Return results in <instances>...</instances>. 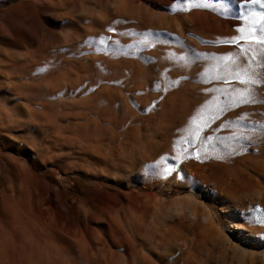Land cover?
Wrapping results in <instances>:
<instances>
[{"label":"rangeland","instance_id":"374dc122","mask_svg":"<svg viewBox=\"0 0 264 264\" xmlns=\"http://www.w3.org/2000/svg\"><path fill=\"white\" fill-rule=\"evenodd\" d=\"M249 9L0 0V264H264V63L233 107L209 55Z\"/></svg>","mask_w":264,"mask_h":264},{"label":"snow or ice","instance_id":"6c2138e0","mask_svg":"<svg viewBox=\"0 0 264 264\" xmlns=\"http://www.w3.org/2000/svg\"><path fill=\"white\" fill-rule=\"evenodd\" d=\"M241 5H260L264 8V0H239ZM264 13H255L249 9L248 15H241L239 19L244 20L243 26L236 27V35L220 37L213 43H222L234 46V51L223 54H209L215 57L219 62H223V72L215 78L223 80L228 87L224 90L223 99L230 106H239L240 104L254 102L252 99V86L258 84L259 75L257 69L264 63V23H261V17ZM111 31V29H110ZM203 55V54H201ZM229 80L236 81L240 87L229 84ZM208 121L204 120L203 126L207 127ZM203 127L197 126L191 137L186 138V142L195 144L200 140ZM244 139H250L245 135ZM207 139H211L208 137ZM204 146L205 141H200ZM176 160V157L161 156L153 165L147 167L157 170L156 174L170 175L175 171L174 164L168 163L169 160ZM242 218L247 222L264 223V217L256 216L253 219L251 210L248 213H242Z\"/></svg>","mask_w":264,"mask_h":264},{"label":"bare ground","instance_id":"6f19581e","mask_svg":"<svg viewBox=\"0 0 264 264\" xmlns=\"http://www.w3.org/2000/svg\"><path fill=\"white\" fill-rule=\"evenodd\" d=\"M52 5H53V7H54V5H56V4H53V3H52ZM50 6H51V5H50ZM44 7H47V6H44ZM48 7H49V5H48ZM51 7H52V6H51ZM51 7H50V8H51ZM40 8H41V7H40ZM42 9H43V8H42ZM42 9H41V10H42ZM46 9H48V8H46ZM53 9L55 10L56 7H54ZM53 9H52V10H53ZM49 10L52 11L51 9H49ZM58 10H59V9H58ZM45 12H46V11H45ZM56 12H57V11H56ZM45 14H46V13H45ZM4 173H6V172H4ZM4 173H0V182H1V183H0V192H3V191L5 190V187L8 186V185H6L8 178L4 175ZM1 177L4 178V181H2V178H1Z\"/></svg>","mask_w":264,"mask_h":264}]
</instances>
